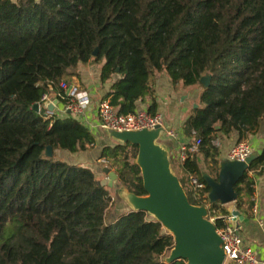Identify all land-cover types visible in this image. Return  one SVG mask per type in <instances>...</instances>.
Wrapping results in <instances>:
<instances>
[{"label":"trees","instance_id":"16d2710c","mask_svg":"<svg viewBox=\"0 0 264 264\" xmlns=\"http://www.w3.org/2000/svg\"><path fill=\"white\" fill-rule=\"evenodd\" d=\"M90 63L99 86L111 83L102 98L120 115L157 114V75L196 89L182 129L200 144L194 153L186 146L184 169L201 175L194 154H202L217 180V136L235 135L237 144L264 122V0H0V264H187L160 260L174 238L144 211L106 224L109 186L92 167L59 159L97 148L92 159L115 173L114 183L145 196L138 145L110 142L73 113L32 109L47 92L65 97L59 84L70 85ZM257 171H264V146L234 186L237 205L252 195L249 173ZM215 209L218 202L211 215ZM214 226L226 224L215 219Z\"/></svg>","mask_w":264,"mask_h":264},{"label":"crops","instance_id":"0c3cea01","mask_svg":"<svg viewBox=\"0 0 264 264\" xmlns=\"http://www.w3.org/2000/svg\"><path fill=\"white\" fill-rule=\"evenodd\" d=\"M91 66H95L97 70L96 65L90 63L86 66L79 67L76 70L78 77H73L71 79L70 85L78 86L87 91L91 100V106L88 111L81 113V115L73 116L90 130L96 133L99 131V134L105 135L110 142H116L111 139L106 132L99 128V121L95 110L96 103L99 100H103L102 97L109 90L111 83H107L103 87L99 86L98 71L97 81L95 83L90 82L88 73ZM171 86V82L165 75L160 74L158 76V80L154 87L156 103L158 106L157 113L162 116L165 130L163 132L160 131L156 143L168 153L170 169L178 179H182V187L184 191L186 190L188 192L191 199L198 204H202L203 207L207 209V214L214 220L222 219L226 225H230L236 229L241 239V249L249 250L258 264H264V171L262 173H259V171L249 173V177L253 179V193L251 196L243 194L238 205L236 204V201L238 200L237 198L235 201L227 205H221L218 202L219 209L213 210V215H211L210 206L212 203L208 200V194H206V196H201L200 191H194L189 183V177H197L199 180L200 178L204 179L206 176L212 178L210 172H213V166L204 160V155H198L196 153L194 154V157L201 171V175L194 176L189 174L184 169L183 164L186 157V146L191 147L195 142L193 138L185 136L182 129V123L187 116L189 109L192 107L195 108L196 106L195 100L197 99V90L191 89L188 92L187 102L181 104L178 101V98L174 99ZM46 94L49 95V99L54 103L51 115H67L66 111H64V105L60 101L55 102L53 92H47ZM150 103V101L138 102L137 110H146ZM39 110H42L44 114L50 112L47 107L46 110H44L43 107H40ZM235 139V135H231L227 138L221 135L217 136L215 145L218 147L219 152L218 157L216 158L218 168H220L221 163L226 161L230 149L235 145ZM245 142L249 144L252 156H256L261 152L264 146V122L261 124L259 131L254 135H250ZM190 147L188 148L189 152ZM60 156L63 157L64 154H61ZM84 156L85 159L95 158L97 156V148L95 151L85 153ZM78 160H80V158ZM89 166L92 167V165ZM186 191L185 193H187ZM222 208L226 210L229 215H232L231 212L234 211L238 213V216H236L231 223H228L226 218L229 215H222ZM225 264L233 263L226 260Z\"/></svg>","mask_w":264,"mask_h":264},{"label":"water","instance_id":"95a60500","mask_svg":"<svg viewBox=\"0 0 264 264\" xmlns=\"http://www.w3.org/2000/svg\"><path fill=\"white\" fill-rule=\"evenodd\" d=\"M94 50L93 56L96 55ZM210 76L200 79V83L207 87ZM54 103L48 104L47 109L52 112ZM196 107V106H195ZM33 111L38 112V104L32 106ZM164 128H156L138 132H114L108 131V136L118 143L130 142L138 145V155L135 163L139 166L145 196L130 197L141 199L145 207L131 209L132 211H144L147 214L154 211L155 220L165 228L170 227L175 246L171 250L174 260H185L187 264H225L224 253L221 249V239L216 232L214 224L205 219L207 209L202 206L191 205L178 178L170 169L168 153L156 143L160 131ZM167 130V129H166ZM45 154L51 155V148H46ZM255 156L250 155L244 162L230 161L226 159L221 163L217 180L208 176L204 177L210 188L208 200L213 204L219 202L227 205L237 198L234 192L235 184L240 180L248 169L250 162ZM102 173L108 177V186L113 187L116 175L110 169L104 167ZM238 216L237 212H231ZM150 215V214H149Z\"/></svg>","mask_w":264,"mask_h":264},{"label":"built area","instance_id":"2783aa9c","mask_svg":"<svg viewBox=\"0 0 264 264\" xmlns=\"http://www.w3.org/2000/svg\"><path fill=\"white\" fill-rule=\"evenodd\" d=\"M60 89L65 91V97L53 93L55 102L58 99L65 100L64 111L81 115L88 111L91 106V100L87 91L75 85H67L64 82L59 84ZM53 103L49 99L48 94L41 97L39 108L46 109L48 104ZM95 110L99 121V128L104 132H138L142 130L152 131L156 128H164V122L160 114L150 115L146 111H139L134 114L120 115L111 106L109 100L103 99L96 103ZM52 112H46V116L50 117ZM200 144V139H197L190 147V152H196ZM251 155V149L247 142L242 141L235 144L229 151L227 159L230 161L244 162ZM189 183L194 191H200L204 188V184L197 177H189ZM236 217L229 215L226 218L228 223H231ZM221 239V249L224 253V260H229L233 264H258L253 254L249 250L241 249V239L236 229L230 225L225 228L216 230Z\"/></svg>","mask_w":264,"mask_h":264},{"label":"rangeland","instance_id":"374dc122","mask_svg":"<svg viewBox=\"0 0 264 264\" xmlns=\"http://www.w3.org/2000/svg\"><path fill=\"white\" fill-rule=\"evenodd\" d=\"M90 68L91 69L88 73V75L90 77L89 80H90V82L95 83L97 81V70H96L95 66H91ZM158 76L159 75H157V78L155 80V84L158 80ZM191 89H193V88L192 87H185L181 84H178L176 86H173V85L171 86V90H172L174 99L178 98V101L181 104H184L185 102H187L188 92ZM46 156H48V155H46ZM64 156H65V154H64ZM64 156L62 158H59V157L58 158L62 161L67 162V163H69L70 161H74L75 163L76 162L81 163V164L85 163L84 164L85 166L86 165H88V166L92 165V168L94 169V171L96 173L97 181L103 186L104 185L108 186L109 180H108V177L102 173L101 169L104 167L103 166L101 167V165H102L101 161L97 163V162L93 161V159H91V158L85 159L84 154H78L76 156H72V155H70V156L67 155L65 157ZM79 158H80V160H78ZM178 180H179V182L182 183V179H178ZM107 190H108V193L110 196V201L107 203L104 219H105V223L109 224V223H112L118 216L130 211L132 208L128 205L126 200L122 197V194L125 191L121 187H119L116 183H113V187H109ZM187 194H188V192L186 193V196H189V194L188 195ZM187 199H188V197H187ZM199 205L203 207L202 204H198V206ZM147 216H148V219L155 220V218L152 217L151 215L147 214ZM205 219L207 221H209L211 224H214V219L212 217H210L207 213H206ZM15 228H16L15 225H11L10 228L8 229V235H9L10 231L11 232L15 231ZM164 230H165V232L169 233L165 228H164ZM172 251L166 252L160 258V260L163 262H168L172 257Z\"/></svg>","mask_w":264,"mask_h":264},{"label":"bare ground","instance_id":"6f19581e","mask_svg":"<svg viewBox=\"0 0 264 264\" xmlns=\"http://www.w3.org/2000/svg\"><path fill=\"white\" fill-rule=\"evenodd\" d=\"M122 197L126 200V202L128 203V205L135 209V208H141V207H145V203L141 200V199H137L135 197H130L128 194H126L125 192L122 194ZM149 214L153 217V216H157V214L154 211L149 212ZM167 230H171L169 226L165 227Z\"/></svg>","mask_w":264,"mask_h":264}]
</instances>
